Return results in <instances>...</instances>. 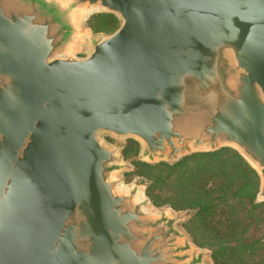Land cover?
I'll use <instances>...</instances> for the list:
<instances>
[{
    "label": "water",
    "instance_id": "1",
    "mask_svg": "<svg viewBox=\"0 0 264 264\" xmlns=\"http://www.w3.org/2000/svg\"><path fill=\"white\" fill-rule=\"evenodd\" d=\"M92 11L121 24L80 56ZM107 135L149 164L231 148L264 201V0H0V264H216Z\"/></svg>",
    "mask_w": 264,
    "mask_h": 264
},
{
    "label": "trees",
    "instance_id": "2",
    "mask_svg": "<svg viewBox=\"0 0 264 264\" xmlns=\"http://www.w3.org/2000/svg\"><path fill=\"white\" fill-rule=\"evenodd\" d=\"M97 26L115 22L113 15ZM93 27H96L93 25ZM138 152L131 140L127 157ZM140 175L151 180L147 195L155 205L170 203L195 213L187 229L200 246L208 247L216 264H264V201L256 200L260 178L235 150L198 153L174 165L136 162Z\"/></svg>",
    "mask_w": 264,
    "mask_h": 264
},
{
    "label": "rangeland",
    "instance_id": "3",
    "mask_svg": "<svg viewBox=\"0 0 264 264\" xmlns=\"http://www.w3.org/2000/svg\"><path fill=\"white\" fill-rule=\"evenodd\" d=\"M104 15H113V14H109V13H106L103 11H92V12L87 13L81 19V26L83 28V34H82V37L80 40V44H79L78 48L76 49V53L78 55H80V56H86L87 55L90 42L94 37H96L98 35L112 34L120 26L121 21L115 15H113L116 19L114 23H112V20H111V24L109 26H106V25L97 26V25H99L100 21L104 22L106 20H109V18L104 17ZM102 16L106 20L103 19ZM93 25L96 27H93ZM104 138L111 145H119V146L123 147L121 157H122V161L127 163V167L119 175V178L121 179V187L129 188L136 181H140V179L146 178L149 181V183L147 184V186L143 185L141 187L140 198L142 200L147 201V205H146L147 210H149L151 212H159L161 209L167 208L173 215H181L182 219L179 222L180 227L192 236V234L187 229V224H188L189 220L193 217L195 212H192L191 209H176L170 203H166V204H163L160 206L155 205L153 203V201H151L150 197L147 195V188H148L151 180L145 176L140 175L137 171V166H136V162H145V161H142L140 159V151H141L140 143L134 139H117V138H115L113 136H109V135L104 136ZM131 140H133L137 143L138 152L127 157L124 153V150L127 148L128 144ZM145 163H147V162H145ZM158 164H160V163H158ZM150 165H156V164H150ZM262 235H264V228L261 230L253 231V233H252V236H254V237H260ZM197 245L202 250L211 251V249H209L208 247L200 246L198 243H197Z\"/></svg>",
    "mask_w": 264,
    "mask_h": 264
}]
</instances>
